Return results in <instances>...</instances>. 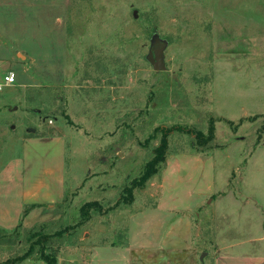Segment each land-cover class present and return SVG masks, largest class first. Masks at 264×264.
Listing matches in <instances>:
<instances>
[{
    "label": "rangeland",
    "instance_id": "obj_1",
    "mask_svg": "<svg viewBox=\"0 0 264 264\" xmlns=\"http://www.w3.org/2000/svg\"><path fill=\"white\" fill-rule=\"evenodd\" d=\"M0 32L18 53L0 69V170L20 156L23 134L64 127V200L58 220L41 228L68 227L43 241L56 264H88L92 246L125 241L128 216L155 203L161 165L131 201L114 203L164 130L165 155L215 161L224 201L214 195L195 210L199 264H212L218 241L258 234L244 227L242 211L264 218V0H0ZM154 38L165 43V71L146 59ZM8 69L11 85L3 83ZM210 127L212 140L199 146L194 133ZM54 152L46 160L31 152L29 170L54 167ZM92 200L112 208L79 223L80 206ZM28 235L0 231V261L24 252ZM242 245L232 250L254 247ZM37 251L16 264H46Z\"/></svg>",
    "mask_w": 264,
    "mask_h": 264
},
{
    "label": "crops",
    "instance_id": "obj_2",
    "mask_svg": "<svg viewBox=\"0 0 264 264\" xmlns=\"http://www.w3.org/2000/svg\"><path fill=\"white\" fill-rule=\"evenodd\" d=\"M9 25L14 28V24ZM3 42L0 40V69L14 65L18 55L8 45V40ZM9 72L12 71L6 70L5 75ZM64 137V127H57L50 134H36L33 131L18 139L20 156L7 162L0 170V182L4 181L0 185L1 230L11 232L18 226L29 230L58 220L56 207L65 194L62 174ZM54 150L57 160L54 167L34 172L29 170L26 157L31 152L34 158H39L37 160H46ZM214 168L212 157L196 152L179 151L166 155L155 203L128 216L123 243L92 246L88 264H199L201 244L196 238L200 236V229L195 227V210L210 201L212 204L218 201L213 198L214 195L224 201L221 199L222 191L215 187ZM6 189H11L10 196ZM29 205L36 206L24 215L23 209ZM242 212H248V215H243L246 219L244 227H254L258 232L245 240L254 247L251 250L233 251V248L241 247L245 242L226 244L220 240L212 264H264L262 213L257 214L256 211L257 218L251 219L253 213L249 214V210ZM38 264L44 263L39 261Z\"/></svg>",
    "mask_w": 264,
    "mask_h": 264
},
{
    "label": "trees",
    "instance_id": "obj_3",
    "mask_svg": "<svg viewBox=\"0 0 264 264\" xmlns=\"http://www.w3.org/2000/svg\"><path fill=\"white\" fill-rule=\"evenodd\" d=\"M168 133L169 131L164 130L158 145L153 149L152 159L146 163L142 173L137 178L133 179L131 185L124 188L123 190L124 194L120 197V199L116 203H114V205H117L119 202L125 203L126 201L127 202L131 201L133 188L143 186V184L150 178V176L156 172L157 165L158 166L161 165V167L163 166V163L166 158L165 153L168 145V140H167ZM194 134H195V139H197L196 140L197 144L199 146L206 145L209 141L212 140L214 135L212 127L208 129V132L205 135L201 131H197ZM62 202L59 204V207H61ZM35 206L36 205H29L27 207H24L23 214L25 215L27 211H29L31 208ZM111 208L112 206L103 209L102 204L96 200L84 202L79 208V213H80L79 223L88 220L90 212L92 210H96L100 212V211H106L107 209H111ZM43 226L46 225L40 224L37 225V227L27 230V232H29V235L26 240V242L28 243L27 249L19 255L7 257L4 261H0V264H16L30 257V255H32L33 253H35L36 247L38 249L37 253H39L40 258L46 264H56V259L54 257L48 256L45 253V250L47 249L48 246L43 245V241L47 240L48 238H51L53 234L60 235L63 231L67 230L68 227H64V229H60L53 234H48V233H41V228ZM18 227L20 228V226ZM0 231L2 233L3 232L6 233L4 230L0 229Z\"/></svg>",
    "mask_w": 264,
    "mask_h": 264
},
{
    "label": "water",
    "instance_id": "obj_4",
    "mask_svg": "<svg viewBox=\"0 0 264 264\" xmlns=\"http://www.w3.org/2000/svg\"><path fill=\"white\" fill-rule=\"evenodd\" d=\"M134 17H136L135 13ZM164 47L165 43L163 41H160L157 38L153 39L150 49L146 55V59L154 71L161 72L166 70Z\"/></svg>",
    "mask_w": 264,
    "mask_h": 264
},
{
    "label": "built area",
    "instance_id": "obj_5",
    "mask_svg": "<svg viewBox=\"0 0 264 264\" xmlns=\"http://www.w3.org/2000/svg\"><path fill=\"white\" fill-rule=\"evenodd\" d=\"M15 81V75L13 72H9L8 74L4 75L3 77V83L5 85H11Z\"/></svg>",
    "mask_w": 264,
    "mask_h": 264
}]
</instances>
